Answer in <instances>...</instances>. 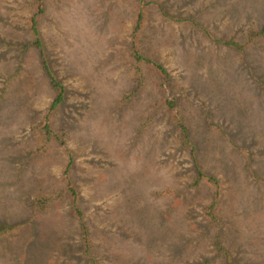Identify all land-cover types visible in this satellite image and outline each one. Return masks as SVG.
<instances>
[{
  "label": "rangeland",
  "instance_id": "374dc122",
  "mask_svg": "<svg viewBox=\"0 0 264 264\" xmlns=\"http://www.w3.org/2000/svg\"><path fill=\"white\" fill-rule=\"evenodd\" d=\"M36 1L0 0V264H264V0H45L51 135Z\"/></svg>",
  "mask_w": 264,
  "mask_h": 264
},
{
  "label": "trees",
  "instance_id": "16d2710c",
  "mask_svg": "<svg viewBox=\"0 0 264 264\" xmlns=\"http://www.w3.org/2000/svg\"><path fill=\"white\" fill-rule=\"evenodd\" d=\"M35 3H36L37 11H36V14L29 21L30 32L33 34L32 44L35 48H37V50L40 53L42 64L47 73L50 84L56 94V98L50 108L49 114L46 117V124L44 126V130L46 131V133H48V135H51L52 127H53V116L57 112V110H59L62 104L65 102L66 90L50 66L47 53L44 49V43L41 38L40 21H41L42 16L45 13V8H44L45 0H37ZM150 5H151L150 3L148 5L146 4L144 7H142L139 10V14H138V17L135 23V29H134V34H133L132 55H133V59L135 62L137 63L147 62L153 65L161 74L166 75V79H168L169 81V76H168L169 74L166 71V69L163 66L154 62L153 60L147 58L142 52L143 51V48H142L143 31L148 21V16H149L148 7ZM166 104L172 110V112L176 108V105H177L176 102L174 101H167ZM177 116L178 115L175 114L174 116L175 119H177L176 118ZM177 125L182 131V137L184 138V140L187 143H190L191 140L189 136V131L187 127L184 125L182 119L178 121ZM68 154H69V163L65 168L63 180L66 183L67 192L69 193V196L71 198L72 215L78 220H80L82 224L83 249L87 254H89L90 253L89 231L84 222V212L81 207L80 193L72 178L73 171L75 168V156L72 152H69V151H68ZM198 173H199V177L197 179V183L209 184L212 188H214V194H215L216 200H215V203L211 207L213 208L217 205V200L220 195L219 181L216 178L207 175L202 169H198ZM7 231L8 230H5V229L0 231V235H3V234L8 235ZM226 258H227L226 264H233L230 258L228 257Z\"/></svg>",
  "mask_w": 264,
  "mask_h": 264
}]
</instances>
